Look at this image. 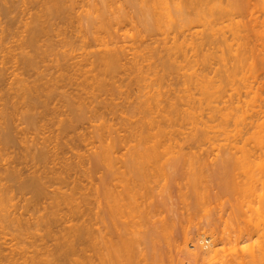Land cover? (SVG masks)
Masks as SVG:
<instances>
[{
	"label": "bare ground",
	"instance_id": "obj_1",
	"mask_svg": "<svg viewBox=\"0 0 264 264\" xmlns=\"http://www.w3.org/2000/svg\"><path fill=\"white\" fill-rule=\"evenodd\" d=\"M38 1H41V0H37V3ZM93 1L94 3H92ZM93 1L88 0V2H91L93 4V8L95 12L88 11V10H84L83 12L85 13L84 17L86 16L85 19L91 20V18L94 16V18H92L93 20H91V21H94V23L93 22L90 23L91 24L90 28H95L94 30L95 35L93 37L94 41L95 40H97L98 42L101 41L99 42V44L101 43V45H99L97 41L96 43L102 48L99 51L101 53L96 52L95 54L97 56V53H98V56H99V57L97 56V62L94 61L96 60L95 58L96 56L94 57L92 52L90 53V56L94 57V60L91 59L94 62H91L89 59H87L91 63H88V64L86 63L87 66L85 65V68L89 67V69H87L84 72V69L82 68L84 64H82L83 66L80 65L82 67H79V68L77 67V69L74 70L75 69L74 65L76 64L75 62L72 63L70 61L71 58L69 59V55H70L69 53L75 47L72 44L73 42L72 39L66 36L67 30H65V28L67 27H63L62 29V27L60 26L58 28L56 25L57 24L56 21H53L57 28L54 27L55 25L52 24L53 22L51 23L52 24L51 28L53 29L56 28L58 29V31L56 29L54 30L55 32L53 30L51 31L49 29L50 28L49 23L51 21L50 20L51 18L50 19L47 18L51 16L52 17L57 16L56 18L57 20L58 16L61 14L68 15L69 13L67 14L68 12L67 10L68 9L70 10L71 5H72L71 11L73 12L74 11L73 7L75 4V3L73 4L74 2L73 0L71 1L70 0H42V3L44 5V8H42L43 9L42 11H41V8H39L42 6V3H38V5L40 4L38 7L35 0H0V9L1 7L3 9L1 10V12H4V16L8 20V21L4 20L5 23L7 24L5 25L6 27L2 26V23L0 22V34H1L0 35V48L5 42H7L8 40L12 38L13 39L18 38L17 41H19V44L17 46L19 51L16 53H11L10 56L7 57L8 62H1V64H4V65L11 64L12 65L11 68H13V70L10 72V68H7V67L6 68L2 67L0 69V93L2 95V96L0 95V98H1L0 100L1 101L6 100L5 101L6 103H4L5 105L2 104L4 105L3 106L4 109H2L3 111L0 112V115H2V118L5 117V119L3 118L4 121L5 120L9 121V118L11 119L9 124L8 122L5 121L6 126L7 124L9 126L8 128L5 127L4 128L5 130L3 129L4 131L2 130V133H0V136L3 137V139L0 137L1 138L0 141L4 140L6 144L13 143L14 146L15 145L17 146V143L19 144L20 142L21 148H23V146L25 145L24 146L25 148H23L24 150L22 149L20 150L21 156L23 157L24 156L23 154H25L24 157L30 159L29 157H26L25 152L27 151L28 153V151L31 150L30 154H33L32 157L35 154L33 158L37 160L36 163H38V161L41 162L44 159H50L49 158L50 152L49 150H46L47 149L46 147L48 146L46 145V147H44L43 145L42 149L40 147V144L45 143L49 139L45 138V142L43 141L39 145L37 144L38 141L37 142L35 141L36 145L34 147L35 142L34 140H30V138L32 137L29 136L30 137L29 140L34 143V144L31 143L33 144L32 146L30 145L34 149L33 148L29 149L28 147L30 146L28 145L27 147V144H29V141H27L28 139L26 138V135H24V137L22 135L24 132L21 134L22 135L21 138H20V134H18L19 132L21 133L22 127L20 129L21 131L19 130L17 133L16 131H17L18 125L15 124V121L13 120L14 112L17 109H19L18 101L20 99H21L20 102L23 100L24 101L30 100L29 102L31 104H29L28 102V105L30 106L32 105L31 108L36 107V108H33V110L34 109L37 110V107H38L39 112H40V110L42 109H40L39 107L41 108L44 107L43 106L44 104L43 105L41 104L43 107L37 104V101L39 99L38 97L33 98L35 96L33 93L37 92L42 87L40 88L37 87L39 88L38 90H35V88H33L34 87L33 84H32L33 87L31 85H30L31 87L30 86L28 87L29 84L26 83L28 82L26 81V79H28L29 77L27 78L24 77L26 78L24 79V78H21L23 76H20L19 73H17V71L21 68V66L22 68H24V70H28L26 72L33 71L32 69L35 66L33 67L32 65H35L33 63H34V60L37 59L38 56H41L42 58L44 57L43 58L44 60L45 57H47V54H48L47 58L50 57L49 55L51 56L53 55L56 57L57 54H60V52L64 51L62 49H65L68 47L67 49L69 50V48H71L70 51H68L69 55L66 52H63L61 53L63 58L61 57L59 58L57 55V57L56 58L54 57V59H56L57 62L61 61L62 63L65 64V68L69 70L68 74H66L67 76L69 75V72H72V75H73L74 74L73 71H76L80 74L81 78L83 76L84 80H90L91 83L88 86L89 94L95 96L96 98L97 96H99L96 94L97 93L96 91H99V90H101L100 92H102V90H106L107 92L105 93H109V95H111L112 98H113V95L116 96L114 92L115 91L119 92L120 90H117V89L121 87L118 88V85L120 84H116L117 86V89H116L115 83L117 82H115L114 80L115 79L118 80L116 76H118L119 72L121 73L123 72L126 75V77L130 78V81L132 80L131 83L132 82L134 83V86L132 87L135 88L136 93H138V95L136 96L137 98H135L136 103L134 105L136 106L134 109H137V110L133 112V109H131L132 111H129L130 113L128 112L126 116L124 115L125 116L124 120H122L123 123L122 124L120 123V125H122L120 129L122 128L126 134L125 136L122 137V139L129 138V140L137 141V142L140 141V142L163 143V144L173 143V142L175 143H178V142L208 143L210 145L217 146L216 150H218L220 153H223V154L228 153L229 156L233 153H236L237 155L239 154L238 160L243 159L242 162L240 160V162L238 163V165L240 164L239 170L241 169L243 170L242 171L244 174L243 176H245L248 181L242 180V182H245V184L241 182L242 183L241 185L243 186H241V188L238 187L239 189H236L237 187L235 188L236 190L234 189L235 190L234 195L236 197H235V200L234 199L233 200L236 202H233V203H237L238 205L232 204L231 203L232 201L230 202L231 205H229V208H230V212L228 216L229 219L224 220L225 231L221 233L222 236L218 234L219 232H217V226L216 227L214 226L215 222L212 224L213 221L210 219L209 220L211 221L210 223L211 228H209L210 229L209 232H207V229H205V228H208V226H204L205 224L203 225L205 227L203 228L205 229V231L203 229L202 231L201 228L200 230L198 228V231H197L195 227L190 230L192 233L195 232L194 234H196L197 232L196 235L194 234L191 235L192 234L191 233L190 234L191 237H190L188 236L190 232H188V235L186 234L187 232H185L186 237L188 236L189 238H191V241L193 240L192 236H194L193 241H196V242L195 243L193 241L191 242L189 241L188 238H186L183 246H181V249L179 248L180 250L178 252L179 253L178 255L180 256L179 258L181 259L180 260L181 262L179 264H218V263L220 264H264V187H263L264 184L263 182L258 183L255 180L254 175L256 173L255 172L256 170L253 171L254 169L253 165H251L249 162L250 158L256 155L264 156V0H93ZM97 2L99 3L97 4ZM17 3L19 4V6L22 4L25 9L23 10V8H21L23 6L21 5L20 7L22 10L21 11ZM10 4L12 5L10 6ZM33 4L34 6L36 5L40 9L38 10V12L41 11L42 12V13L40 12L41 15L36 14V17H35L33 15V11L31 13V9L34 10ZM15 5L18 6L17 13H16L17 8L14 7L16 9L15 10L13 9V6ZM2 14L3 13H1V15ZM12 14H13V17H11ZM73 14H70V15H73ZM62 15H61V18L59 17L60 20L62 19ZM64 18H67V17H64ZM64 18L62 20H65ZM68 18L72 19L71 16H68ZM46 19L50 20L48 24H46L48 22V20ZM44 20L46 23L44 22ZM70 21L72 22V20H69L68 22ZM45 25L46 26L49 25L48 29ZM68 26L70 27V23L68 24ZM80 29L81 31H83L82 27H80ZM89 29L85 30V32L83 33H88V31L90 33ZM20 31H22L23 33ZM50 32L52 33L50 34ZM55 33H57L55 35V38L58 37L61 40L59 39L58 41L57 38L56 39L54 38ZM68 33H69L68 36H71L73 34L72 33L70 35L71 32H68ZM51 35H53V39L55 40L51 41L52 37L49 38ZM42 37L47 38L45 42L41 40ZM39 41H42V44L40 43L42 47L41 45H38ZM55 41H58V43H60L61 45ZM74 42L76 41L74 40ZM43 43L45 44L43 45ZM83 44L85 45V43ZM83 44H82V47H83ZM54 46H55V50H54ZM58 46L60 48L62 47L61 51H58V49H56V47ZM72 46L74 48H72ZM39 48L43 56L39 52ZM53 53H55L56 55ZM67 57L68 59H66ZM38 59L41 60V58H38ZM61 59H63L65 62H63V60ZM45 61L43 62V64L46 65L47 63H45ZM57 62H54L56 65L53 63L52 66L54 68L55 66L58 67L59 69L64 68L63 64L60 67L59 66L60 63L58 64ZM66 63H69L70 66H74V67H70L68 64L66 67ZM39 64L37 66H41ZM47 65H50V64L48 63ZM50 68L53 69L52 67ZM51 69L49 70L51 71ZM66 69H62V70H66ZM35 71H36L35 72L36 74L37 72H39L37 70ZM40 72H39L40 76L43 75L42 78L45 77L44 75H47V73L46 74L44 73L45 71L43 73H40ZM35 73H34V76L36 75ZM61 74H62L61 76L65 80L68 79V81L64 82V79L61 78L64 83L60 84L59 82L62 80H59L57 78L56 83L59 80V82L56 85L57 87L59 84L62 85V84H66L67 82L70 83V80L72 79L71 77H69L71 78L69 80V78L64 77L63 73ZM77 74L75 76H77ZM52 75H50L49 77L51 78ZM53 76L51 79L55 78ZM49 77H48V80H49ZM76 79L77 78H75V80ZM35 80L36 78L34 79V81ZM42 81L46 82L45 80H41V83ZM37 82L38 81H36L35 85H37ZM51 82L53 83L52 80L50 81V84H52ZM54 83L52 85H54ZM131 83L129 82L130 88H131ZM129 84H128V90H129ZM39 85L41 86V84ZM47 85L48 84L46 85L44 84V86H47ZM52 85H50L52 87L51 89L48 86L49 91H47L48 89H46V92H45V89H44V93H46L47 96L44 93H41L43 92V90H41L40 92L41 94L38 93L36 96L44 95V98L42 97L44 102L48 101V99H51V98L54 100L53 96H55V94L56 96L58 95L57 93H59L60 88L56 89L55 85L54 87ZM31 88L35 90L33 93H31L33 91V89ZM53 88H55V90H58V91L56 92L55 90H52ZM18 91L19 92L24 91L23 92L24 95L20 93L22 98L19 96ZM118 92L116 93L117 94L116 97H118ZM120 92L122 93V91ZM30 93L31 95L33 94L34 96L32 97ZM13 95H15V97ZM16 95H18L20 98V99L17 98V101L12 99V98L16 99ZM27 95L28 96L30 95V97H28ZM8 97H10L11 99ZM46 97L48 99H46ZM62 97L65 98L64 96ZM128 97H126L125 99L126 101L128 100ZM60 100L62 99L60 98ZM67 100L71 101V98L70 99L68 98ZM67 100H65V102L69 103L67 102ZM39 101H41V98ZM23 102L21 105H23L24 107V104H25V107H26L27 106L26 103H23ZM44 102L41 101V103H44ZM112 102H113V99H111V101L110 99L109 100L105 99L104 108L109 109V107L111 106L109 103H112ZM47 103H46L45 108L48 110L43 108V110L44 109L46 110L45 112L43 111L46 117H47L46 114L50 115L51 113L56 111L55 108H52L53 111L51 110L52 112L51 111L49 112V108H47L49 107V105ZM70 103L72 104V102ZM128 103L132 104L131 102H128ZM28 108H27L26 114L24 112L25 109L22 108L24 109V111H22L23 112L22 114H25L28 116V114L31 115L34 113V111L31 108H29L30 109L29 111H33V113L29 112ZM129 108H133V106L132 107L129 106ZM113 109H114L113 106L112 108L110 107V110H112V112H113ZM127 109H128V106H127ZM3 112L6 116L5 115L3 116L2 114ZM46 112H49L50 114ZM71 112L73 113V111ZM71 112L70 114H72ZM136 112L137 114H139V118L135 117L137 115ZM19 113L21 116H23L21 112ZM115 113H117V111ZM34 114L33 116L36 117L35 116L36 114L35 115ZM39 114H42V113H39ZM76 114H77V117L80 119L79 116L81 114L80 115L78 113ZM44 115L42 114L41 116H43L44 118L45 117ZM72 115H71L72 120L70 119L68 121L69 116H67L66 118L68 119L66 121L65 120L60 121L61 124L63 122V125H65V128L68 133H70V131L72 132V129L76 127L75 122H73L74 118H72L73 117ZM21 116L17 120L21 121L24 117L23 116L21 119ZM41 116L37 115L38 117V118L36 117L37 121ZM34 117L29 118L30 122L34 121L35 119ZM79 119H76V120L79 121ZM99 119H100V124L98 127L101 128L99 130L100 135L101 133L106 134L108 140L107 139L103 140V137H102L101 141H99V146L97 147V150L94 152V155L96 157L95 161H97L96 164L99 165L100 163V165L102 166L101 168H103L102 170L103 172H98L97 170L95 172V169L93 172L92 169L89 168L91 170L90 171L91 173L88 172V169L87 170L83 169L82 173H85L89 178H91V180H93L92 177L96 176L94 178L95 185L92 181H90L91 183H93V184H90V187L91 185L93 186L91 188V191H94L93 195L95 194L96 196L94 197L95 199L94 201L96 204H98L96 205L98 206L97 208L102 209V212H104L106 216L102 217L100 212H92L94 209L93 208L90 209L89 207L87 209V215L90 216L91 220L95 219L96 220L95 224L99 225V227L95 229L96 232L95 230H93L92 227L90 228V225L89 226L84 225V227L81 226L82 228L80 227L78 228V230H74L75 227L74 228L72 227V229L69 230L70 232L66 229L68 231L67 235L65 234L66 236L63 234H59V235L64 236L63 240L59 238L60 240H62V242L60 243H63V244L59 245L60 243L59 242H58L59 244L57 243L59 247L56 246L58 249L54 248L57 251L55 255L53 254L54 257L51 255L53 259H49V257L48 259H46L47 258L46 257L45 259L39 260L37 258L38 259V260L36 259L37 261L34 259V262H33L34 264H59V262L61 263L62 261L63 262L65 261V264H67L68 262H69L68 264H94L90 262L91 256H89L87 253H84L86 254L85 257L89 256V258L87 257V259L85 257L84 258L78 257L81 260L83 258L84 261H81L80 259L79 261H74L75 259L74 260L70 259L71 256L72 257L78 256L77 255L78 253L75 254V252H78L77 244L83 243L84 241L88 242L87 243L89 246L88 249H92L95 252L93 255L97 256L98 260L97 259L96 260L98 262H100L101 264H113V255H114L113 254L114 253L113 251V217L115 216V215L113 216V213L114 212L116 213V211L113 212V207H115L113 206V202H116L115 200H117V198L116 199L114 198V194L116 192L115 190H113V185H114L113 183L114 182L113 181L114 180L113 179V175H114L113 174V169H114L113 159H114V153H115V147H116L115 143H117V141L115 142V140L119 141L120 138L117 139L119 137L118 135H117V138L113 137V134L115 135V132H118L116 129H114L116 126L114 125L115 126L114 127L113 123L102 120L101 116L99 117ZM4 121L3 123H5ZM37 121L35 122L36 124H37ZM64 122H68V123L65 124ZM21 123L23 122L21 121ZM56 124H59V123H56ZM59 125H57V127H59ZM3 126H5V124H3ZM25 126H28V125H25ZM30 126L32 127L31 124ZM31 127L30 128L27 127V128L30 130ZM27 128H23V129L26 130ZM59 128H61V133L60 132L59 133L63 134L65 132L66 134L65 133L64 134L67 136L68 133L65 131V129L62 127H59ZM55 130L57 133L58 132L57 129ZM3 132L5 133L3 134ZM15 132L17 133L16 134L17 136L15 135ZM116 134H119V133H116ZM55 135L57 136V134H54V136ZM59 136L62 137V135H59ZM16 137H18L23 142V144ZM47 137L49 138L50 136H47ZM63 139L65 140H62V141L60 140L61 141L60 144H62L64 141H68V140L71 141V139H67V140L66 138H63ZM124 139L123 141L128 140V139L127 140H124ZM1 145L2 143L0 144V147ZM37 145L38 147H40L39 151L33 153L32 150L36 151L38 149L36 148ZM14 146H11V148L13 149ZM67 146H65L64 148L66 149ZM9 148L10 147H8V149L4 147L6 151H9ZM61 148H63L62 145H61ZM64 148L63 150H65ZM157 148L161 149L160 146ZM21 151L22 152L24 151V152L22 153ZM52 151L53 150H51V152ZM152 151L154 152L156 151V149L153 148ZM0 153L3 154V152L1 151ZM3 155L4 156L7 155L6 152ZM18 155L19 154H17V156ZM28 155L29 154H27V156ZM12 156L13 155H10V157ZM14 156L17 157L16 154ZM14 156L13 158L15 159ZM21 156H18V158L20 157V160L22 158ZM51 157L53 158V156ZM3 158L5 160V157H2V159ZM2 159L0 162H2ZM28 161L29 160H27V162ZM23 162L24 161H21V163ZM31 162L33 163V161ZM2 164H4L3 166H6L4 162H2ZM228 165L226 164L224 166H227L228 168ZM234 165H232V167L230 166L231 170L232 168H234L233 167ZM10 166L11 165L9 166L7 165L6 166L7 168L6 167L5 168L8 169ZM69 166L71 168L73 167L70 164ZM237 166H236V169H238ZM225 168L226 167H224V169ZM230 169L228 170L231 171ZM2 170H4V168H2ZM11 170L12 171L10 170L8 171L10 172L9 175L6 170L7 174H5V177L3 178L0 177V178L5 179L7 178V176L11 177L13 175L10 179L7 178L6 180L15 182L17 181V178H20V176L23 175L22 174L20 176H17L18 172L16 173L15 168ZM13 170L15 172L14 174H12ZM215 170L217 171V169ZM37 171H39V169ZM236 171L238 170L234 171L235 175L241 172V171L240 172L238 171L239 173H236ZM227 172L228 171H226V173ZM19 173L21 174V171ZM94 173L95 174L100 173L101 175L99 174L98 175L99 177H98L97 174L95 175ZM194 173L196 174V172ZM226 173L224 170L222 176L226 177L224 176ZM257 174L256 176L260 175V174L258 175ZM42 175L43 174L41 173V175L38 176V172H37V176L34 175V176H28V177L26 176L25 178L23 177L24 179H26V181H27V178H29L28 180H30L31 178L34 177L28 182L23 180L22 181L23 183H21L20 181L21 179H18V183L20 181L19 183L20 187L18 188H21L22 190L26 189L30 191L29 193H32V195L40 201L43 198L45 199L47 196L51 198L47 191L48 187H46L48 186V182L47 181L43 182L44 180L42 179H45V177H42ZM90 175L92 177H90ZM232 175L230 173V175L228 176L231 177ZM55 178H58V177L55 176ZM259 178L260 177H258V179ZM95 179L96 180L98 179V180L96 181ZM97 182L98 184L96 185ZM238 183L240 182H237V184ZM4 184L0 183V199H1L0 202H2L4 198L5 200L3 202L9 199L7 198L6 200V197L3 196V195H6V193L9 194L10 197L13 196L11 198H14L16 196V194L12 195L10 191L12 190L11 186H13L14 184L13 185H10L9 183H6V185ZM7 184H9L8 185L9 187H6ZM259 184H261L260 185L261 188ZM234 185L236 186V184ZM238 186L240 185L238 184ZM86 187H85V191L87 194L84 193L82 195L83 196L82 201L85 204L89 205L90 200H92L93 197L91 196L90 197L91 199H88V196L92 195V192L86 190ZM90 187L88 186L87 188L90 190ZM22 190H20L19 192L22 193L21 192ZM12 192L14 193V190ZM61 192L62 191H60V193L57 194V196H59L62 193H65V192H62V193ZM229 192H227V194H230L231 196V193ZM26 193L28 194V192ZM68 194L69 193L62 194L63 196L60 195V197L53 195L55 200L53 199V196L51 199L55 201L54 202L55 204L53 203L54 206L55 207L59 206L61 203L67 206H70V207L74 206L73 207L74 210L73 211L70 210V211L73 212V214L75 215L81 214L82 211H80L79 210L80 207L76 205L77 201L75 197L73 195L71 196V194L69 195ZM202 194H199V195L202 196ZM205 194L207 195V193H204V195ZM227 194L225 193L224 196L226 197ZM119 197L122 198L121 196ZM11 198L10 200L12 201L13 199ZM229 198L232 199L231 197ZM27 199H25V201ZM207 199L204 198L205 204H207L206 203ZM31 201L33 202L34 200H31ZM39 202H36V203L34 202V203L36 204V206H38L39 204L37 205V203ZM2 203H1V206H2ZM30 203L31 202H28V204ZM74 203L76 206L74 205ZM67 208L69 209V207ZM226 209L229 211L228 208ZM0 210H2V208H0ZM244 216L247 220L244 218ZM32 217L30 219H34ZM41 217L39 218L41 219ZM27 218H22V220L24 219L23 221L26 220V222H24V224L26 223V226L22 225L23 221H21L20 217H18V219L16 217L15 222H13L14 220L12 219L11 222L13 224L14 223L16 224L18 230L19 229L21 230L22 227H23L22 228L23 230L25 229L29 230L28 228L32 226L33 223L31 224L30 223L31 221H29V217ZM240 218L242 219L241 221H240ZM244 219L245 221L243 222V224L245 225L244 226L245 228H242L241 225ZM34 220H33L34 223L38 221L36 220V218ZM43 220H39V221H43ZM210 221H208V225ZM239 221L241 222V224ZM44 222L45 224H47V222L48 224L50 223L48 219H47V222L46 221ZM27 224L30 226H28ZM36 224H40V222ZM45 224L43 225L46 226ZM48 224H47V229H50V226H52L53 224L50 223L51 225H49V227H48ZM193 229H195V231ZM64 232L66 233V231ZM49 233L47 232L46 236H48ZM218 235L221 238H219ZM195 236H198L199 238L197 237L198 239L195 240L196 239ZM221 246L223 249L220 248ZM84 248L86 247L84 246ZM82 250L83 252H86L84 251V249ZM82 250H81V254L83 253ZM219 250L223 252V256L221 257V259L219 258L220 257ZM52 252L54 253V251ZM87 252H89V250ZM67 260L69 261L66 263ZM97 261L96 263H98Z\"/></svg>",
	"mask_w": 264,
	"mask_h": 264
},
{
	"label": "rangeland",
	"instance_id": "obj_2",
	"mask_svg": "<svg viewBox=\"0 0 264 264\" xmlns=\"http://www.w3.org/2000/svg\"><path fill=\"white\" fill-rule=\"evenodd\" d=\"M35 1L37 3V0H35ZM73 1H74L73 4L75 3L74 7H73L74 11L73 12L71 11V8H72V5H71L70 10L69 9L67 10L68 11L67 14L69 13L68 15H66V14L62 15L61 14L62 19L64 17L68 18V16H71V18H72L74 15V17L72 19L64 18L65 20H62V19L60 20L59 17L61 18V15H59L58 16L59 20L58 19L56 20L57 16H53L54 18L51 16V17H47L48 19L51 18L50 19L51 21L46 19V20H48V22L46 23L45 20H44V22L46 24H48L50 21V23H49L50 28L49 29L51 31L52 30L54 31L57 27L59 28L60 26L62 27V29H63V27H67V28H65V30H67L66 36L70 37L73 42L75 40L77 42V44H76V42H74L75 44L72 42V44L75 48L72 46V48H74V49L71 50V52L69 53L70 55L68 54V51H70L71 48H69V50L67 49L68 47L65 49H62V50H64L63 52H66L69 55V59L71 58L70 61L72 63L75 62V64H76V65H74L75 66L74 67V66H70L69 63H66V67L68 64L70 67H74L75 69L74 68L73 69L76 70L77 67L78 68L82 67L83 66L82 64H84V66L82 68L84 69V72H85L87 69H89V67L85 68L86 63L88 64V63H91L94 61L97 62L98 53H97V56L95 54H96V52H99L100 49L102 48L101 46H99V45H101V43L99 44V42H101V41H99V42L97 40L94 41L93 37L95 35V31H94L95 28H90V26H91L90 23L91 22L94 23V21H91V20H93L92 18H94V16L91 18V20L85 19L86 16L84 17L85 13L83 12L84 10L95 12L94 8H93V4H92V3H94V1L91 0V1H93L92 3L88 2V0H73ZM38 3H42V0L38 1ZM38 3H37V5H38ZM69 3H68V5H69ZM98 3L99 2H97V4ZM11 5L12 4H10V6ZM21 5L19 6V4H18L19 9L21 10V8H23V10H24L25 9L24 6L22 5L23 7H21ZM39 5H38V7H39ZM18 6H16V5L13 6L14 10L17 8L16 13L18 11ZM33 6H34V4H33ZM35 6L33 7L34 10L31 9V13L33 11V15L36 17V14L41 15V13H42L41 11L43 10L42 8H44V5L42 3V6L39 7V8H41V11H40L41 13L38 12V10H40V9L37 6L36 7ZM14 7H16V8H14ZM69 7H70V5H69ZM13 9H12V11H13ZM1 10H3L2 7L0 9V22L2 23V26H5V25H7L5 23V21H8V20L4 16V12H1ZM69 11H71L72 13ZM1 13H3V14L1 15ZM70 14H73V15H70ZM11 17H13V14ZM66 19H67V21H66ZM69 20H72V22L71 21L68 22ZM53 21H56L57 27ZM64 21H66V22H64ZM51 23L53 25H55L54 27H56V28H54V29L51 28V26H52ZM69 23H70V27L68 26ZM65 25H67V26H65ZM48 26H46L47 29H48ZM80 27L83 28L82 29L83 31H81ZM88 29L90 30V33H89V31H88V33H83V32H85V30H88ZM56 30L58 31V29H56ZM20 32H22V31H20ZM68 32H71L70 35L73 33L71 35L72 37L68 36V34H69ZM51 33L52 32H50V34ZM57 33L54 34V38H55V35ZM85 34H86V36H85ZM73 35H74V37H73ZM88 36H89V38H88ZM46 37H42L41 40L45 42L47 39ZM49 38L52 39L51 41L55 40L56 38L58 41L60 39L58 37L53 39V35H51ZM17 39L18 38H14V39L12 38V39L8 40L0 48V69L2 67H4V68L7 67V68H10V72L13 70V68H11V66H12L11 64L4 65V64H1V62H8L7 57L10 56L11 53H16L19 51L18 47H17L19 44V41H17ZM42 41H39L38 45H41ZM58 41H55V42L58 43ZM85 41H87V42H85ZM96 41L99 45L96 43ZM83 43H85V45ZM44 44L45 43H43V45ZM58 44H60V43H58ZM82 44H83V47H82ZM41 47H42V45H41ZM59 48H60L59 46L56 47V49H58V51H61L62 47L60 49ZM54 50H55V46H54ZM65 50H67V51H65ZM39 52L41 53L40 48H39ZM63 52H60V54H57L59 58L60 57L63 58L61 55V53H63ZM91 52L94 55V57L96 56L95 57L96 60H94L93 56H90ZM93 52H95V53H93ZM71 53H73V54H71ZM99 53H101V52H99ZM41 54H39V55H41ZM53 54H55V53H53ZM35 55H36V53H35ZM57 55H56V57H57ZM42 56H43V54H42ZM45 56H46V54H45ZM49 56L50 57L47 58L48 57V54H47V57H45L47 62L45 61V59L43 60L44 57L42 58L41 56H38L37 59L34 60L33 64H35V65H32L33 67L35 66L34 68L32 67L33 69L31 68L33 71L26 72L28 70H24V68H22V66H21V68L17 71V73H19L20 76H23L21 78L29 77L28 79L24 78V79H26V81H28V82H26L29 84L28 87L30 85L33 87V85H34L33 88H35V90H38L40 87H42L37 92H34L35 90L33 88H31V89H33V91L31 93L34 92L33 94L35 96L33 94L31 95V93H30V95L32 97L34 96L33 98L38 97L39 98V99L37 98L38 101L41 98L42 102H44L43 101L44 95H41V96L40 95L36 96V95L38 93L39 94L44 93V89L46 92V89H48V86L51 89L52 87L50 85H52L55 81L54 85H55L56 89L60 88L59 93H57L59 96L58 95L56 96V94H55V96H53L54 100L52 98H51L52 99L51 100V99H48L46 97V99H48L49 102L46 101L44 103H41V101L38 102L35 99L37 101L38 105L42 106L44 104L43 105L44 107L42 106L43 108L46 107V103L48 102L47 104L49 105V107H47V108H49V112L51 110L53 111L52 108L56 109V111L53 112L54 114L51 113V114H53V115H51L49 112H46V113L50 114V115H48L45 113L47 115V117H46L44 115V112L48 109L45 108L46 110L45 109L43 110V108L39 107L40 109H42L39 112L38 107H37V110L36 109L33 110V108H36V107L31 108L32 105L31 106L28 105V102L30 100L29 101L23 100L24 102L23 101L20 102L21 99L19 98V96L22 98L20 93L23 94L24 91L23 92L18 91L19 96L16 95V99L15 98H12V99H14L16 101H17V98L20 99V100L18 99L19 100L18 101V108L19 109H17L19 111L16 110L13 114L15 116V117L13 116V120L15 121V124L18 125L16 132L18 133V131L22 127V131L20 130L21 133L19 132L18 134H20V138L22 137V135H23V137H24V135H26V138L28 140L27 139H25V140L29 141V144H27V147H28V145L32 146L34 144L30 140H34V142L38 141L37 144L39 145L43 141L45 142V138L49 139V140L46 139L47 141L45 143L40 144V147L42 149L43 145H44V147H46V145L48 146V147H46L47 148L46 150H49V152H50L49 153L50 156L48 155L50 159H44L41 162L38 161V163H39L38 164V163H36L37 160H35L33 158L35 156V154L33 157H32L33 154H30L31 150H29L30 152L28 151V153H27V151L25 152L26 157H29L30 159L25 158L24 157L25 154H23L24 155L23 157L21 156L20 150L21 149L24 150L23 148H25L24 147L25 145L23 146V148H21L20 142H19V144L17 143V146L16 145L14 146L13 143L6 144L4 140L0 141V144L2 143V145L0 147L1 148L0 151L3 152V154H5V152L7 154L4 156L2 153H0V161H1L2 157H5V160L3 158L2 162H4L6 166L11 165L10 167H12V168H10V167H9L10 169L8 168L10 171H12L11 169L15 168L16 173L18 172L17 176H20L23 174L22 176H20V178H17V181H15V182L14 181L13 182L7 181L6 179L7 178L10 179L13 176L12 174L15 173L13 170L11 177L10 176L8 177L6 175L7 178L2 179L3 177H5V174H7V172L9 170L6 169L7 168L6 166H3L4 164H2V162H0L1 163V165H0V175L1 176L0 177H2V178H0V181H1L0 183L4 184V182H5L4 185H6V183H9L10 185L14 184L13 186H11L12 190H10V191H11L12 195L16 194V196L14 195L15 196L14 197L15 199H14V198H11L13 196L10 197L9 194L6 193V195H3V196L6 197V200H7V198H9V199L7 201L3 202L5 200V198H4V200H2L3 203L0 202V206L2 203V206L0 207V208H2V210H0L1 211L0 212V264H34L33 263L34 259L36 260L37 258L39 260L45 259L46 257H47L46 259H48V257H49V259H53L52 256L54 257V255L57 251L56 249H58L57 247H59V245L63 244L60 242H62V240L64 239L63 238L64 236L59 235V234H63V235L66 234L67 235V232L70 229H72V227L73 228L75 227L74 230H78V228H80L81 226L84 227V225H87V226L90 225V228L92 227L93 230H95L99 227V225L95 224L96 223V220L94 219L95 214L93 215L94 220H91L90 216L87 215V209L90 207V209L91 208L94 209V210L92 209L93 210L92 212H100L102 217L106 216L105 213L102 212V209L97 208L98 206H96V205H98V204H96L94 201L95 200L94 197H96V196H95V194L93 195L94 191H91V188L93 186L91 185V187H90V184H93L95 182L94 178L96 176L92 177L90 175V177L93 178V180H91V178H89L85 173H82V172H83V169H85V170L88 169V172H90L91 170L89 168H91L93 172H94V169H95V172H96V170L98 172H103L102 171L103 168H101L102 166L100 165V163L98 162L100 166L98 164H96L97 161H95L96 157L94 155V152L97 150V147L99 146V141H101L102 137H103V140L107 139L106 134L101 133V135H100L99 130L101 128L98 127L100 124V119H99L100 116H101L102 120H104L106 122L113 123V126L115 125L116 127L119 128V130H118V128H116L114 126L115 127L114 129H116L118 132H115V135L113 134V137L117 138V135H118L119 137L117 139L120 138V140H121V141L115 140V142L117 141V143H115L116 147H115V153H114V159H113V162H114V164H113V168H114L113 169V174H114L113 175V179H114L113 181L114 182L113 183L115 185V186L113 185V190H115L116 193L114 191L113 192L115 193L114 198L115 199L117 198V200H115V201L118 202V203L113 202V206H115V207H113V212L116 211V213L115 212L113 213V216L115 215L113 217V251H114V253H113L114 254L113 255V264H179L181 262L180 261L181 259L179 258L180 256L178 255L179 254L178 252L181 249V246H183L186 238H188L189 241H191V238L188 237L192 233L190 230L195 227V229L198 231V228H199V230H200V228L202 230L203 228H205L204 226H208V228H205V229H207V232H209V230H210L209 228H211V225H210L211 221L210 220L213 221L212 224L215 222L214 226L215 227L217 226V232H219L218 234L221 235V233L223 231H225L224 220L229 219L228 216H229V212H230V208H229V205H231L230 202L232 201L231 202L232 204H237V203H233V202H236V201H234L235 197H236L234 195L235 194L234 192L236 189H239V188H241V186H243V185H241L242 183L245 184V182H242V180L248 181L247 178L245 176H243L244 175L242 172L243 170L242 169L239 170L240 164L238 165V163L240 162V160H241V162L243 160V159L238 160L239 154L237 155L236 153H233L229 156L228 153L223 154V153H220L218 150H216L217 146L210 145L208 143H201V142H178V143L173 142V143L163 144V143H151V142H140V141L137 142V141L129 140V138H127L128 140L126 138L125 139L123 138L124 140H127V141H123L122 137L125 136L126 134L122 128L120 129V127L122 126V125H120V123L121 124L123 123L122 120H124V117L126 116V114H128L129 111H132L131 109H133V112L137 110V109H134L136 107L134 105L136 103L135 98H137L136 96L138 95V93H136L135 88L132 87V86H134V83L133 82L131 83L132 80L130 81V78L126 77V75L123 72L122 73L119 72V74L121 76L118 74V76H116V78H118V80L115 79L114 81L117 82V83H115V86H116V84L121 85V86L118 85V88L119 87H121V88L117 89V86H116V89L122 91V93L119 91L122 95L118 91H115L114 93L116 96H117L116 93L118 92V97L113 95V98H112L111 95H109V93H105V92H107L106 90H102V92H100L101 90H99V91H96L97 92L96 94L99 95L96 98L95 96L89 94L88 86L91 83L90 80H84L83 76H82V78H83L82 79L80 74L76 71H73V73H74L73 75H72V72H69V75L67 76L66 74H68L69 70H67L65 68V64L62 63L61 61H59L60 59L58 60L59 62H57L56 59H54L55 56H53V55L52 56L49 55ZM88 57H90V58H88ZM38 58H41V60ZM66 59H68V57ZM87 59H89L91 62ZM91 59L94 61H92ZM37 60L40 62H38ZM61 60H63V59H61ZM35 61H37V62H35ZM41 61H42V63H41ZM44 61L47 64L49 63L51 66L47 65V64H46L47 65L46 66L45 64H43ZM84 61H85V63H84ZM87 61H89V62H87ZM54 62H57L58 64L60 63L59 64L60 67L63 64L64 68H62V69H66V70L59 69L58 67L55 66L56 64ZM63 62H65V61L63 60ZM37 63L38 64L40 63L39 65H41V66H37L38 65ZM53 63L55 64L54 65L55 68L52 66ZM80 65H82V66H80ZM49 66L52 67L53 69H51ZM46 67H47V69H46ZM49 69H51V71ZM70 69H72V68H70ZM35 70H37L39 72L42 71L40 73H43L45 71L44 73L45 74L47 73V75H44L45 77L42 78L43 75L40 76L39 72H37V74H36ZM60 70H61V72H60ZM34 73L37 75V77H36V75L34 76ZM61 73H63L65 78L71 77L72 79L69 78V80L71 79L72 81L70 80V83L67 82L69 84H67V83L62 84L63 86L60 85L61 83L68 81V79L65 80L61 76L62 75ZM75 73L76 74L78 73L77 76H75L76 75ZM27 74H29V75H27ZM50 75H52L56 79L55 78L51 79L52 76L50 78L49 77ZM47 76L49 77V80H48ZM72 76L74 77V79ZM35 78H36V80L34 81ZM57 78L59 80L64 79V82H63V80L60 82H59V80L57 81V83L58 82L60 83L59 84L60 86L58 85V87L56 86L57 85V83H56ZM75 78H77L78 80L77 79L75 80ZM40 79L45 80L46 82L42 81V83H43V85H42ZM51 80L53 81V83L51 82L52 84H50ZM36 81H38L37 82L38 86L35 85ZM48 81H49V83H48ZM129 82L131 83V88H130ZM39 84H41V86ZM44 84L45 85L48 84V85L44 86ZM128 84H129V90H131V91L128 90ZM54 85H52V86L54 87ZM122 86H123V88H122ZM37 87H39V88H37ZM113 88H115V87H113ZM133 88H134V90H133ZM41 90H43V92H41ZM52 90H55V88H53ZM123 90L125 91V93L126 92L127 93L125 94ZM47 91H49V89ZM55 91L57 92L58 90H55ZM123 93H124V95H123ZM44 94L46 95V93H44ZM101 94H103V95H101ZM0 95H1V93H0ZM30 95L29 96L27 95V96L30 97ZM61 95L64 96L65 98H63ZM127 95L130 97H128ZM13 96L15 97V95H13ZM126 97H128L127 101L125 100ZM8 98H10V97H8ZM57 98H59V99H57ZM60 98L62 100H60ZM68 98L69 99L71 98V101H68L67 100ZM105 99H107V100L110 99V101H111V99H113V102H112L113 104L109 103L111 106L108 105L111 108H112V106L114 107L113 112H112V110H110V107H109V109L104 108L105 107V104H104ZM14 100H12V101H14ZM65 100H67V102H69V103H66ZM3 101L4 100H2V101L0 100V112L3 111L2 109H4V107H3L5 105L4 103H6L5 102L6 100L4 102ZM51 101H53V102H51ZM132 101H134V102H132ZM19 102H20V104H19ZM22 102L26 103L27 106L25 107V104H24V107H23V105H21ZM70 102H72L74 107L72 106V104ZM128 102H131L133 105L128 103ZM2 104H4V105H2ZM29 104H31V103L29 102ZM71 106H72V108H71ZM127 106H128V109H127ZM129 106H131V107L133 106V108H129ZM28 107L31 108L36 115L33 113V111H29L30 109ZM22 108H24L25 111ZM27 108H28V111L32 112L36 117H37V115L41 116L43 114L45 116L44 117L45 119L43 118V116H41L42 119L40 117L39 118L40 120L38 119V121H37L36 117H34L33 114L30 113L32 115L31 116L27 112L28 116H30L32 118L34 117L36 119L37 124L35 123L36 122L35 119H34V121L30 122V119H29L30 117L25 115ZM73 109H75V110H73ZM79 109H80V111H79ZM5 111H6V109H5ZM22 111H24L25 114H22L23 113ZM71 111H73V113ZM75 111H77V112H75ZM114 111L115 112L117 111V113H115ZM125 111H127V112H125ZM4 112L2 113L3 116L5 115ZM17 112H18V114H17ZM19 112H21V114L24 117L21 116ZM68 112H69V114H68ZM70 112L74 115L70 114ZM39 113H42V114H39ZM76 113H78L79 115L81 114L79 116L80 119L77 117ZM136 114H137V112H136ZM17 115H18V117H17ZM71 115L73 116L72 118H74L73 122H75L76 127L73 128L74 130L72 129V132L70 131V133H68L66 128H65V125H63V122L61 124L60 121H64V120L66 121L68 119V118H66L67 116H69V119H68V121H69L71 119ZM0 116H1L0 117V126L2 127L3 124H5V126H3L2 128L0 127L1 128L0 133H2V130L5 127L8 128V126H9L8 124L10 123L11 119L8 116L9 121L5 120L6 122H8V124L6 126V122L4 121L5 117H3L4 118L3 119L2 115H0ZM20 116H21V119L23 117V119L21 121L24 124L21 123L20 120H17L20 118ZM135 117L139 118V114H137ZM76 119H79V121H77ZM3 121L5 123H3ZM51 121L53 123L55 122L54 123L55 126ZM33 122H34V124H33ZM51 123L53 124V126ZM56 123H59L62 126L59 124H56ZM64 123L66 124L68 122H64ZM30 124L32 125V127L30 126ZM48 124H50L51 126ZM118 124H119V126H118ZM25 125H28V126H25ZM57 125H59V127L64 128L65 131L70 135L67 134V136H66L65 135L66 133L65 132H64L65 134L63 133L64 129H63L62 133L66 137L63 134H60L61 128L57 127ZM19 126H20V128H19ZM36 126H38V127H36ZM49 126L51 127V129ZM27 127L28 128L31 127V129L29 130ZM23 128H27L28 130L27 129L24 130ZM55 129H57V131H58L57 133H56ZM25 131H26V133H25ZM16 132H15V135L17 134ZM4 133L5 132H3V134ZM51 133L53 134V136ZM116 133H119V134H116ZM54 134H57V136L56 135L54 136ZM59 135H62V137L66 138V140L71 139V141L70 140L64 141L65 144H64V142L62 144H60V142L62 140H65V139H63ZM29 136H31L32 138H30ZM47 136H50L51 138L50 137L48 138ZM18 137H16V138L19 139ZM1 138L3 139V137H1ZM1 138H0V140H1ZM29 138H30V140H29ZM42 138H44V139H42ZM113 140H114V138H113ZM48 141H49V143H48ZM24 142H26V141H24ZM36 142L34 144V147L36 145ZM31 143H33V144H31ZM68 143H69V145H68ZM22 144H23V142H22ZM10 145L14 146L16 148L13 147V149H12ZM38 145L36 146V148H38V149L36 150V148H35L36 151L32 150L33 153L39 151L40 147H38ZM61 145L63 148L67 145L68 146L66 147V149L64 148L65 150H63V148H61ZM31 146L28 148L32 149L33 147H31ZM159 146L161 147V149L157 148ZM4 147H6L7 149H8V147H10L11 148V149L9 148L10 153H9V151H6L4 149ZM153 148L156 149V151L153 152L152 151ZM50 149L53 151L51 152ZM15 154H16V156H17V154H19L18 156L22 157L21 160H20V157L19 158H18V156L15 157L14 156ZM27 154H29V155L27 156ZM54 154H55V156H54ZM10 155H13L15 157V159L13 158V156L10 157ZM51 156H53V158ZM240 158H241V156H240ZM22 159H24V160H22ZM27 160H29V161L31 160V161H33V163L31 161L27 162ZM7 161L10 163H8ZM12 161H14L15 163ZM21 161H24V162L21 163ZM249 162L251 165H253V168H254L253 171L256 170L255 171L256 173L254 172L255 173V175H254L255 180L258 183L263 182V184H264V156L256 155V156L250 158ZM12 163H14V164H12ZM34 163H36V164H34ZM233 163L236 166L238 165L237 166L238 169H236V166ZM69 164L73 167L71 168L69 166ZM226 164L227 165L229 164L228 168H227V166H224ZM232 165H234L233 166L234 168H232V170H231L230 168L232 167ZM224 167H226V168L224 169ZM2 168H4V170H2ZM66 168H68V169H66ZM38 169H39V171H37ZM215 169H217V171ZM228 169H230L232 172L229 171ZM234 169L238 170L239 172L241 171V172L239 173L238 171H236V173H239V174L235 175ZM257 169H258V171H257ZM6 170H7V172H6ZM210 170H212V171H210ZM224 170H225V173H226V171H228L226 174L229 173L228 175H230V173H231V175H232V173H233V175L230 177V176L225 174L224 176H226L227 178L223 177L222 175H223ZM20 171H21V174L19 173ZM37 172H38V176L41 175V173H42L43 174L42 177H45L46 180L42 179V180H44L43 182H45V181L48 182V186H46V187H48L47 191H48L51 198L53 195L57 196V194H59L60 191L65 192V193H69V194H71V196L73 195L75 197V199L78 203V204L76 203V205H78L80 207L79 210L82 211V213L75 215V214H73V212L70 211V210H72V211L74 210V208H73L74 206L70 207V206H67V205L61 203L59 206L55 207L54 206L55 201H53L48 196L45 199L44 198L41 199V201H40L36 197H34L32 195V193H29L30 191H28L26 189L22 190L21 188H18V187H20V184H19L20 181H21V183H23L22 182L23 180L26 181V179H24L26 176L27 177L28 176H34V175L37 176ZM93 172H92V174H93ZM194 172H196V174ZM241 173H242V175H241ZM257 173L260 175H258ZM9 174H10V172H8V175ZM96 174L98 176L100 173H96ZM256 174L258 176H256ZM55 176H57L59 179L55 178ZM258 177H260V178L258 179ZM33 178H31V179H33ZM18 179H21L19 181V183H18ZM28 179L29 178H27L26 182L31 180V179L30 180H28ZM53 179H55L56 181ZM90 181H92L93 183H91ZM227 182H228V184H227ZM237 182H240V183H238L240 186H238ZM9 184H7L6 187H9L8 186ZM16 184L19 186H17ZM97 184H98V182L96 183V185ZM234 184H236V186ZM94 185H95V183H94ZM226 185H227V187H226ZM260 185L261 184H259V186ZM86 186L87 187L89 186L90 190ZM85 187H86V190L92 192V195L88 196V199H91L90 198L91 196L93 197V199H92L93 201L90 200L89 205L85 204L82 201V198H83L82 195L84 193L87 194L85 191ZM260 188H261V186H260ZM230 189H232V190H230ZM13 190H14V193L12 192ZM15 190H16V192H15ZM20 190H22L21 192L23 193V195H22V193L19 192ZM226 190H227V192H229V190H230L229 193H231V196H230V194H227ZM17 192H19V193H17ZM26 192H28V194ZM65 193H62V194H65ZM204 193H207L208 196L205 194L207 196L206 197L204 195ZM208 193H210V194H208ZM225 193L227 194L226 197L224 196ZM62 194H60V195L63 196ZM88 194H90V193H88ZM199 194H202L203 197L200 196ZM60 195L57 197H60ZM115 195H117V196H115ZM209 195H210V197H209ZM119 196H121L122 198H120ZM228 196L231 197L232 199H230ZM199 197L200 198L202 197V198L200 199ZM10 198L13 200L11 201ZM27 198H29V199H27ZM66 198H68V197H66ZM204 198L205 199L209 198V199H207V201H209V202H207L205 200L207 204H205ZM226 198H228V199H226ZM25 199H27L28 201L26 200L27 201L26 202ZM53 199H54V196H53ZM31 200H34V201L32 202ZM119 201H121V202H119ZM225 201L226 202L228 201L229 204H228V202L226 203ZM28 202H31V203L28 204ZM34 202L35 203L39 202V203H37V205L38 204L39 205L36 206V204ZM32 203H34V204H32ZM28 205L29 206L31 205L30 208ZM74 205H75V203H74ZM66 206L69 207V209ZM31 208H33V209H31ZM226 208H228L229 211ZM225 209H226V211H225ZM41 216H43V217H41ZM16 217H17V219H18V217H20L21 221L24 220V219L22 220V218L29 217V221H31L30 222L31 224L33 223V225H32L33 227L27 224L28 226H30L28 228L29 230L25 229V227H24V229L26 231L22 229L23 227L21 228V230L20 229L18 230L16 224L15 223L13 224L11 222L12 219L14 220L13 222H15ZM31 217L34 219L36 218V220H38V221L34 223L33 222L34 219H30ZM39 217H41V219ZM246 217H247V215H246ZM241 218H240V221L243 219V218L242 219ZM244 218H245V216H244ZM43 219H45V220H43ZM47 219L50 221L51 224H53L52 226H50V229H47V224H48ZM52 219L55 221H53ZM245 219L242 221V225H241L242 228H245L244 227L245 225L243 224ZM39 220H43V221H39ZM219 220H221V221H219ZM44 221H46L47 224H45ZM208 221H210L209 225H208ZM24 222H26V220L22 222V225L26 226V223L24 224ZM39 222H40V224H36ZM42 222H44V223H42ZM50 223L48 224V227H49V225H51ZM34 224H36V225H34ZM43 224H45L46 226H44ZM240 224H241V222H240ZM12 226H14V227H12ZM201 226H203V227H201ZM215 227H213V228H215ZM15 228H16V230H15ZM195 229H193V230L195 231ZM205 229H203V230L205 231ZM46 231L48 233L50 232L49 233L50 235L48 234V236H46V233H47ZM64 231H66V233ZM95 232H96V230H95ZM185 232H187L186 233L187 235H188V232H190L187 237H186ZM194 233H192L191 235H193ZM196 234H197V232H196ZM196 234H194V235H196ZM195 237H196L195 240H197L199 238L198 236H195ZM59 238L62 240H60ZM219 238H221V237L219 236ZM192 239L194 240V236H192ZM193 242L195 243L196 241H193ZM87 243L88 242H85V241L83 243H78L77 244V251L78 252H75V254L78 253L77 254L78 256H74L75 255L74 254L73 255L74 257L71 256L70 259L71 260L75 259L74 261H79L80 258H78V257L84 258L86 255L84 253H87L89 256H91L90 262L95 264L96 261L98 260V258H97V256L93 255L95 252L92 249H88L89 246ZM78 246H79V248H78ZM84 246L86 248H84ZM54 248H56V249H54ZM81 248L84 249V251H86V252H83V250ZM220 248H222V246ZM87 249L89 250V252H87L88 251ZM81 250L83 252L82 254H81ZM52 251H54V253ZM220 251L221 250H219V253H220L219 258L221 259V257L223 256V252L222 251L220 252ZM89 256H87V257L89 258ZM87 257H85V258L87 259ZM32 258H33V260H32ZM83 258H82V260L81 259L80 260L84 261ZM69 260H67L66 263ZM59 264H65V261L64 262L62 261L61 263L59 262ZM96 264H101V263L98 262ZM218 264H220V263H218Z\"/></svg>",
	"mask_w": 264,
	"mask_h": 264
}]
</instances>
